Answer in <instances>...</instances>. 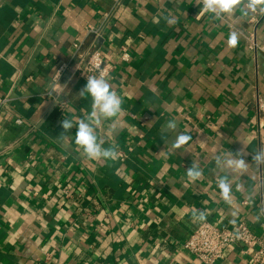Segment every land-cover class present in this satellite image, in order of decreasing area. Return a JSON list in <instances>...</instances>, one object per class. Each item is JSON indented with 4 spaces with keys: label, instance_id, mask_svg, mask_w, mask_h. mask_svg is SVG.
Wrapping results in <instances>:
<instances>
[{
    "label": "crops",
    "instance_id": "crops-1",
    "mask_svg": "<svg viewBox=\"0 0 264 264\" xmlns=\"http://www.w3.org/2000/svg\"><path fill=\"white\" fill-rule=\"evenodd\" d=\"M260 7L217 15L197 0H0V95L12 98L0 111V264H201L184 243L205 221L245 223L264 244ZM74 41L113 66L107 80L125 115L96 134L118 145L115 161L88 159L77 127L61 126L90 114L91 97L79 95L87 81L64 110L49 94ZM180 135L191 139L176 148ZM239 159L246 168L227 163ZM198 211L205 221L194 222ZM254 253L229 247L216 264H264Z\"/></svg>",
    "mask_w": 264,
    "mask_h": 264
},
{
    "label": "built area",
    "instance_id": "built-area-1",
    "mask_svg": "<svg viewBox=\"0 0 264 264\" xmlns=\"http://www.w3.org/2000/svg\"><path fill=\"white\" fill-rule=\"evenodd\" d=\"M87 31L95 37L99 34L97 26L88 25ZM72 48L73 54L68 59L57 63L51 81L49 94L57 101L60 110L68 107V92L75 82L87 81L89 76H102L108 79L113 72V66L106 63L101 48L95 45L85 48L80 41H74ZM121 59L129 62L128 51H123ZM11 101L10 95H0V111L8 108ZM16 123L20 125L22 120L17 119ZM229 247L253 249L254 263H261L264 258V244L245 223L238 224L234 229H227L205 221L190 234L184 243V248L201 264H216L223 259Z\"/></svg>",
    "mask_w": 264,
    "mask_h": 264
},
{
    "label": "clouds",
    "instance_id": "clouds-1",
    "mask_svg": "<svg viewBox=\"0 0 264 264\" xmlns=\"http://www.w3.org/2000/svg\"><path fill=\"white\" fill-rule=\"evenodd\" d=\"M198 4H203L204 9L220 15L221 13L232 14L237 5L244 4L246 9L256 10L258 5H264V0H197ZM259 11L264 14V7H260ZM237 41L235 33L231 36V43L235 44ZM80 96L85 95L91 97V112L84 118L79 119L76 125L71 119H63L61 122L62 128L67 132L73 126L77 127L75 134V143L82 148L83 154L90 160L95 161H115L118 158V145L110 144L107 148L103 146L104 141L97 137V129L105 120L120 119L125 115L122 107L123 100L113 90L112 85L102 76H89L87 83L79 93ZM169 129H174L176 124L174 121L167 123ZM60 139L66 140L67 137L61 134ZM191 137L180 135L175 143L176 148H181ZM254 160L258 163L264 162V153H257L254 155ZM219 161V158H218ZM230 166L238 168H246L247 165L243 159L238 161L229 160L227 162ZM187 176L195 181L202 176V171L195 163L187 169ZM218 186L221 190V195L225 201H230V183L227 177H222L218 180ZM193 220L205 221L206 214L203 211H198L193 214Z\"/></svg>",
    "mask_w": 264,
    "mask_h": 264
}]
</instances>
